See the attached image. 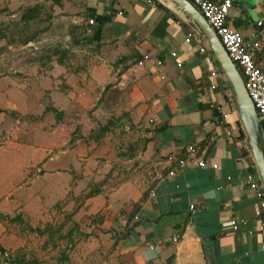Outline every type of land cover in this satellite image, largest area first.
<instances>
[{
	"label": "crops",
	"instance_id": "0c3cea01",
	"mask_svg": "<svg viewBox=\"0 0 264 264\" xmlns=\"http://www.w3.org/2000/svg\"><path fill=\"white\" fill-rule=\"evenodd\" d=\"M59 2L52 21L68 29L70 48L26 63L20 79L0 76L7 112L37 109V94L50 102L41 118L0 115V260L30 227L62 230L58 264H264V224L247 182L258 179L253 157L231 87L195 24L168 0H83L71 11ZM231 2L226 23L256 40L264 0ZM254 58L264 62V39ZM50 107L68 114L58 120ZM82 112L109 129L88 138ZM117 162L158 165L149 184L131 169L111 185Z\"/></svg>",
	"mask_w": 264,
	"mask_h": 264
},
{
	"label": "rangeland",
	"instance_id": "374dc122",
	"mask_svg": "<svg viewBox=\"0 0 264 264\" xmlns=\"http://www.w3.org/2000/svg\"><path fill=\"white\" fill-rule=\"evenodd\" d=\"M15 4H12L10 0H0V76L8 75L12 79H20L23 75L22 66L30 61L36 60H49L51 57H56L60 52L66 51L70 48V40H68L64 34L66 27L61 25V23L52 21V18L58 13H61V7H55L54 4L61 2L63 4L64 11H71L75 9V4L83 0H42L35 2L37 0H15ZM59 2V3H60ZM235 7H241L239 0H235ZM58 4V3H57ZM33 5H38L36 10V15L30 19L21 20L20 14L27 8ZM138 18V17H137ZM51 32L48 34H43L38 37L40 33L47 31ZM82 49H85L86 43L83 41L81 45ZM236 68V66H235ZM238 71V68H236ZM239 75L240 71H238ZM241 77V76H240ZM14 87V84H10ZM29 87L28 85L18 84V87ZM40 87V85H38ZM38 99H36L37 109L30 107V113L39 117L48 110L50 102L45 99V94H37ZM4 94L0 93V115L2 117L7 116L11 120L19 117L20 120L33 118L30 113L20 112L15 107L11 108L10 112H7L6 101H3ZM14 102V101H12ZM20 102V101H17ZM25 103H33V101L26 100ZM14 104V103H10ZM9 104V105H10ZM20 110L25 111L23 106ZM81 121V132L85 133V136L91 138L93 135H99L101 130L108 128V124L104 123L105 126L95 121V119L88 114L81 113L78 114ZM78 115L76 116L78 118ZM120 125L125 124L124 117H118ZM77 122V121H76ZM98 132V134H97ZM103 134V133H102ZM100 136H102L100 134ZM264 152V145H263ZM123 154V155H122ZM120 154L121 160L125 158L126 152ZM0 158L2 155L0 153ZM112 164V163H111ZM157 165L153 163H134L132 166L126 165L125 162L114 163L110 168L111 172L114 170L121 171L112 179H107L111 185H115L121 182L122 178L125 176V172L133 169L134 172L143 173L147 175V184L152 182L155 171H157ZM130 167V168H129ZM136 174V173H135ZM140 182V181H139ZM5 220L3 216L0 215V222ZM13 222L12 218L6 223L11 225ZM5 223V224H6ZM20 225V223H18ZM25 236V243L22 247L15 250L3 249L8 253L7 258L1 259L0 262H16L22 261L25 263H35V264H58L59 256L65 251L66 245L60 238L59 233L62 232L61 229H34L27 227ZM2 250V251H3ZM61 261V260H60Z\"/></svg>",
	"mask_w": 264,
	"mask_h": 264
},
{
	"label": "built area",
	"instance_id": "2783aa9c",
	"mask_svg": "<svg viewBox=\"0 0 264 264\" xmlns=\"http://www.w3.org/2000/svg\"><path fill=\"white\" fill-rule=\"evenodd\" d=\"M190 4L199 11L207 25L214 32L218 38L220 44L222 45L224 51L226 52L228 58L233 63L234 67L238 68L240 71V76L242 80V85L249 97L255 114L258 119L259 125H262L261 130L264 133V62L255 61L254 54L259 47V40L264 39V27L259 30L258 38L256 40H246L240 36V34L231 28L226 23V17L228 14V9L231 6V0H188ZM89 24L92 23V19H88ZM256 26H261L262 21L260 19L256 20ZM191 34L188 33L185 40H188ZM207 49L206 47H199L198 51L203 52ZM169 56L175 59L177 54L175 51H170ZM149 58L148 54H143L141 59L138 60V64L143 63ZM160 60H155V64H160ZM179 62H175V66H179ZM217 72L211 70L209 72L210 77H216ZM222 80H224L223 74H220ZM214 87V84H211ZM217 111H220V105L210 104ZM187 152H192L191 147L186 148ZM166 159L174 163L176 166L181 167L186 164V159L182 156H176L169 154ZM196 165L204 166L205 162L202 159H197L195 161ZM211 167L215 168L216 164L212 163ZM168 175H172L173 171L168 170ZM247 182L249 188L252 189L258 199V208L255 210L254 214L259 216V224H264V191L260 185L258 179L247 175ZM192 205L189 208L192 209ZM232 229H236V222L231 219L229 221ZM174 240V238H173ZM8 253H3V258L7 257Z\"/></svg>",
	"mask_w": 264,
	"mask_h": 264
},
{
	"label": "water",
	"instance_id": "95a60500",
	"mask_svg": "<svg viewBox=\"0 0 264 264\" xmlns=\"http://www.w3.org/2000/svg\"><path fill=\"white\" fill-rule=\"evenodd\" d=\"M186 18H189L206 40L219 69L223 73L232 91L237 109L260 185L264 191V133L260 128L253 105L243 88L241 77L228 58L222 45L206 21L188 0H168Z\"/></svg>",
	"mask_w": 264,
	"mask_h": 264
},
{
	"label": "trees",
	"instance_id": "16d2710c",
	"mask_svg": "<svg viewBox=\"0 0 264 264\" xmlns=\"http://www.w3.org/2000/svg\"><path fill=\"white\" fill-rule=\"evenodd\" d=\"M37 6L38 5H33L30 7H27L21 14H20V18L21 20H25V19H30L32 18L34 15H36V10H37ZM51 110H53L54 112V116L55 118H57L58 120H61L63 116H65L66 114H68L67 111H56L53 108L50 107ZM262 128V125H260Z\"/></svg>",
	"mask_w": 264,
	"mask_h": 264
}]
</instances>
